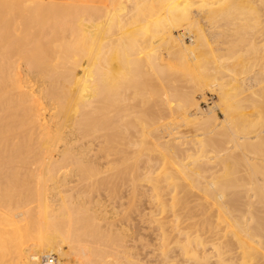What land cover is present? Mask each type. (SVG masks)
Segmentation results:
<instances>
[{
	"label": "bare ground",
	"instance_id": "obj_1",
	"mask_svg": "<svg viewBox=\"0 0 264 264\" xmlns=\"http://www.w3.org/2000/svg\"><path fill=\"white\" fill-rule=\"evenodd\" d=\"M149 1L152 4L149 3V5ZM165 1L166 0H161L160 3L164 2V4H166L167 1L169 2L171 0ZM213 1L214 0H212V2ZM252 1L254 0H251V3ZM75 2L79 3L76 4ZM186 2L190 4L192 0H186ZM209 2H211V0ZM218 2L221 4V9L217 7V11L221 10L219 13L220 18L228 21L231 25L234 23L237 25L238 23V26L241 21H245V24L241 25L243 27V32L241 31L242 34H240L241 36L237 35V37L239 36V43L241 42L242 45L249 44L247 50L250 52L248 53L257 54L256 58L259 57V53L262 52L261 55H263L262 58L264 59L263 41H261L263 45L260 44L262 46H256L254 44L255 39L252 37L250 38L248 34L246 35L247 31L251 30V32H255L258 25H264V17L262 18L261 16H258V8L249 7V4H245L246 0L243 3L242 0H219ZM175 3V5L172 3L166 4V7L170 6L168 12L170 14L167 19H164L165 17L155 19L158 17L155 13V15L153 14V16H156L154 17V21L152 20L153 16L151 15V13L154 12L152 9H157L159 12V9H161L162 6L158 4L159 6L157 7V3H155L156 8L153 5V0L152 2L151 0H61L59 2L56 0H0V24L2 25V28L0 27V192H4V196L8 193L5 190L8 186L11 187L10 182L14 177L33 176L36 179H40L47 175L61 178L67 175L75 174L76 176V174H78L80 176L82 174V177L89 181L94 176L98 175L99 167L97 165H101L104 161H102L104 157L108 158L114 153L113 150H111V147L113 143L117 144L118 140L115 141V139L118 135H122L120 136V139L129 137L132 122L128 120L130 117L127 111L122 113L123 110H128L129 99L132 101V98H129L130 96H128L127 93L128 88L130 90V86L127 85L126 77L129 75L131 77V74L135 73L137 70V68L135 70L136 64L138 63L135 58V50L137 46H141L142 42L141 44H139V42L142 37H144L143 39L145 40L144 35L149 31L150 19L152 18L151 22L153 21L156 34L161 32H157L156 29L159 27L162 29V26L167 24L165 21H168L169 23L172 22L170 25L173 24L174 26H177V28L182 27L184 31H193L196 34L195 40L194 38L192 39L195 48L188 47L192 52V55L195 54L196 48L200 49L202 47L204 49V45L207 44L205 34L200 27V21L196 17L197 15H193V9L191 10L192 7H189L192 5L183 3L184 5H182L181 9V4L178 6V2L176 1ZM206 3L207 0H202V7L207 5ZM186 5L188 6L186 7ZM174 6H176V8L179 7L178 13L180 14L176 12L177 10L175 11ZM216 9H213L215 11L208 12L206 8L207 12L211 14L212 12L215 13ZM210 10L211 9H209V11ZM261 12L264 11L261 10ZM256 14L258 15L255 17ZM213 15L210 18H213ZM51 17H59V19H61V17L64 19L71 18L72 21H69V23L68 19L66 25L57 24L59 25L57 27L62 28L60 32L62 35L61 38L62 41L66 43L65 46L60 47L61 49L59 51L69 53L61 52V54H57V52L54 53L56 50L54 52L52 51L53 49L46 52L40 51L41 47H39V44L44 36L43 39H47L45 35L47 32L45 30H41L38 34H32V32H30V27L39 24L41 19ZM254 18H257L258 20L262 18L261 24L255 22V20H253ZM182 20H186L187 22L182 23ZM239 20L241 21L239 22ZM169 27L170 26H168V28ZM234 27L233 29H235ZM17 28H19L20 33H17ZM150 28V30L154 29L152 26ZM174 29L176 28L164 30L166 31V35L164 38L165 40L163 41L165 42L167 40L173 41L174 43L184 44V39L177 37L180 34L175 35ZM231 30L232 29L230 28V31ZM255 33L250 34L255 35ZM243 34L248 36L249 39L245 35L243 36ZM257 34L258 33H256V35ZM261 34L262 32L260 35ZM16 35L17 38H15ZM18 36H20V38ZM237 37V45L234 41L235 44L232 45L233 47L231 46V51H227L228 57L229 52L236 54V49L242 48L239 47L240 45L238 44ZM149 39L150 41L152 40L151 38ZM221 40L224 41V38L222 37ZM199 41H201V43ZM145 42L143 43L145 44ZM161 43L163 44V42ZM150 44L152 43L150 42ZM150 44H148V46ZM145 45L142 46L144 47ZM149 47H152V45ZM145 48L147 47L145 46ZM186 48L184 47V49ZM205 52L207 53V51ZM245 52L249 55L246 50ZM209 53L211 52L209 51L208 54ZM149 54L150 52L145 55ZM220 56L221 55L218 56L219 59H217V62L215 63L217 65L221 59V63L227 59L226 56V59L224 58V55L223 58ZM205 58L206 56H203L204 60H206ZM232 58L228 59L231 60ZM118 59H120L121 62V69L116 67V69L113 68L114 63ZM225 63L223 64L225 65L223 67H226L227 64ZM258 63L256 62V65L262 64V67L261 65L258 66L259 68L261 67L260 69L262 70L255 71L260 73L253 71L254 73L251 77L248 76L243 80H241V77L240 80H238L239 78L235 80L237 81L238 88L241 85V89H243V86H247L248 90H255L253 92L251 91V95L249 94L251 97L258 96L259 93L257 94V92H259L264 86V62ZM22 67H24V69H22ZM228 67L226 68L229 70ZM219 70L221 69H218V71ZM132 82H135V80H132ZM218 88L221 89L220 85ZM227 94L228 93L225 95L228 96ZM226 98L227 97L224 99ZM224 99H222V102H224ZM254 101L256 104L258 97ZM133 104H135V102H133ZM198 104L199 103L196 102L194 105H196L197 110H200ZM200 112L204 113V111ZM235 113H233V115ZM215 117L216 115L213 113V110L209 109L202 114L200 119L206 121L209 118L213 119ZM242 117L235 114L234 117L230 118L232 124L223 133L218 128V126L221 125L220 123H216L218 126L214 124L215 128L212 127L213 125H211V123H204L205 125H209V131L205 129L203 133L204 136L200 138V141L201 143L203 141V144H206V146L200 151L193 153L196 155L197 152H200V155L195 158L193 157L194 159L190 162L192 167L182 168L183 172H181V166L185 164V159H182V157L180 158V156L183 154L185 156L188 154L190 155L191 153L189 152L191 147L186 145V141L177 140L178 138L181 139V137L175 135L172 136V133H169V136L160 135V131L166 133L163 132V130L167 129L168 126H162L159 123L161 126H156V128L151 130V132L155 134L156 132H159L158 136L162 139V142L165 145L167 144L168 152L173 156L172 159H168L171 167L176 166L174 169L192 180L194 188L200 193L208 195L214 205H216L217 210L220 212L221 224L212 225L211 230L215 235H219L221 233L220 231L226 230V233L223 234V250L219 251L220 249L215 247L214 243H210L208 240H204L200 237L198 233L202 232L199 231L201 228L200 223L197 222L194 224L195 231H189L186 227L180 226V228L176 230L177 233H179V235H187L188 241L185 242L181 237L178 238L176 240V250L184 252L186 255L184 261L186 262L196 264L202 263L206 259L208 261V257L204 254L200 256L199 252L205 253L210 249L215 257V260H213L214 264H264V119H261L262 122L258 120V124H253L251 120H246L248 122L241 120ZM122 120L125 122H123L124 124L120 123ZM240 120L242 122L245 121L243 126H239ZM210 127L213 129H210ZM154 137L157 138L156 135ZM205 141H207V143ZM135 142L136 141H133L130 146H135ZM195 142L192 143L194 146L196 145ZM116 144L114 145L115 147L117 146ZM107 148H109L110 151H105ZM117 148H119V145ZM117 148L116 150L118 152L124 151V148L122 149V147V150H118ZM129 150L130 149L127 148L125 151L130 153ZM108 160H110V158ZM158 160L159 159L156 158H149L147 164L145 165L144 163L145 166H142L143 173L147 174V176L152 174L155 167H157L156 165L160 163ZM165 160L166 159L162 161L165 162ZM178 160L181 161L179 162ZM217 165H221L226 169V172L224 171L225 174H222V176L215 174V172L219 171H215ZM185 166L187 165L185 164ZM139 169L140 168H138V170ZM139 172H141V170ZM208 172L210 174L206 176L205 174ZM219 173L220 172H218V174ZM140 174L138 175V179L141 177ZM146 177L143 179L146 180ZM209 177L211 178L210 180L207 179ZM86 180L85 182H87ZM108 181L109 179H104V182L102 183H107ZM146 183L148 184V182ZM54 188L58 189L59 192H57L59 194H62L60 195L61 203L49 206L46 196L42 193V196L40 197L41 210L39 214L36 213L38 214V226H41V232H43L44 235L45 232L48 231L45 227H50L51 222H55L54 220H60L61 223L58 224L65 225L64 227H68L69 225V227L66 228V230L62 226L66 232L63 230L61 236L45 235L42 236V238L40 237L39 242L35 243L36 245L34 248L27 249L29 246L26 248V253L20 254V248L18 247V253L23 257L22 259L25 264H41V259L52 252H58L64 259L63 262L62 260L59 262L60 264H70L71 260L68 251L64 250L60 245L64 241L68 242L70 251L75 256H81V252L84 254L87 250L91 249H88L89 246L86 244L88 247L85 246V250L81 251L82 245L80 246V244L83 239L80 238H82V236L84 237V235L82 234V236H80L81 232L79 235V231H76L77 234L74 231L76 229H74L73 226L75 219L79 217L73 215L77 210L74 211L73 207H70L66 211L64 209L67 206L75 205L72 197L66 193L67 189L63 184H58ZM44 190L45 189H43V191ZM159 190L157 191L160 192ZM146 191L150 192L151 190L145 189V192ZM153 192L155 195H153L154 193H150V195L146 196V199L151 201L150 203L153 202L150 197L159 194H156L155 190H153ZM13 195L11 194V196ZM19 201L21 200L19 199ZM206 202H209V200H206ZM24 203L25 202L22 204ZM6 204L9 205L7 197L0 199V212L3 207L4 209H8L9 206L5 208V206H7ZM159 204L165 211L166 204L161 203L160 201ZM33 215L34 214H32L31 218L34 219ZM219 225H221V227H219ZM39 227L37 228L40 229ZM88 234H90V232ZM159 235H163L162 239L165 240L168 238L172 239V237H167V234L163 232L159 233ZM88 236L85 237L89 238ZM98 247L99 251H102L100 250V246ZM22 249L24 250V248ZM98 249L96 252L93 249L95 254L100 253H97ZM119 249L120 248L117 247L115 248V251L116 255L121 258V261L114 257L117 259L116 261L118 264H139V261L136 260V258L134 259L131 254L124 250L127 248L124 247L123 249ZM166 249L161 250L160 258L162 261H171V253L169 254L170 250L168 251ZM82 256L79 258H83ZM85 256L84 257L88 260V255ZM95 259L96 258L94 257V261ZM85 260L83 261L82 259V262L79 259V263L77 259L76 262L77 264H83L86 263ZM94 261H90L89 259L87 264L94 263Z\"/></svg>",
	"mask_w": 264,
	"mask_h": 264
},
{
	"label": "rangeland",
	"instance_id": "obj_2",
	"mask_svg": "<svg viewBox=\"0 0 264 264\" xmlns=\"http://www.w3.org/2000/svg\"><path fill=\"white\" fill-rule=\"evenodd\" d=\"M56 1L59 2L61 0H56ZM160 1L153 0L154 6L156 5L155 3H157V7L159 5L162 6L161 9H159V12L160 10L162 12V13L160 12L161 14L158 12L157 9L156 10L152 9V11L154 12L151 13V15L153 16V14L155 15L156 13V16H158V17L150 16L153 18L151 19L154 21L155 19H158V18H164V17H165L164 19L168 18L170 14L168 13L170 6L166 7L167 3L169 4L172 3L173 5H175L176 4L175 2L177 1L178 6L181 4L180 5L181 9H182V5H184L183 3L185 4L187 3L186 0L185 2L184 0H180V1L171 0L169 2L166 0L167 1L166 4H164V2H161L162 3L161 4ZM197 1L198 0H192V2L190 3L192 6H189V7H192L191 10L193 9L192 10L193 15H197L196 17L200 21V25H201L200 27L205 34L207 44L204 45L205 47L203 46L204 49L202 47L200 49L196 48L195 54L192 55L191 54L192 52L189 50L188 47L190 48L194 47L193 45L194 43L192 39L194 38L195 40L196 34L193 31L191 32V30L184 31L182 27L177 28V26H174L173 24L170 25V23L172 22L169 23L168 21L167 22L165 21V23H167L165 24L166 28L167 29L176 28L174 29V33L175 35L180 34L177 37L184 39L183 40L184 44L174 43L173 41H167V40L164 42L163 40H165L164 38L166 35V31L164 30H167V29L165 28V26H162L163 30L161 29V27H159L160 29L158 28L159 30L156 29L157 32L161 31L162 34L164 33L163 34L164 37L161 34V32H158V34H156L154 24H153V21L151 22V19H150L149 24H150V27L152 26L154 28V29L152 28L154 31L150 30L151 28L149 27L150 32L147 31L146 34L152 40L150 41V39L146 36V34L144 35L145 40L143 39L144 37H142L141 39V37L139 36L141 39L139 44H141V42L142 44L141 46L139 45L140 47L137 46L135 50V58L137 60L136 62H138L136 64L135 70L136 68L137 70L135 73L131 74V77L130 75L127 76L129 79L126 77L127 81L124 79L127 82V85L130 86V90L128 88L127 93H128V96H130L129 98H132V101L131 99H129L128 101L129 108L128 110H123L122 113L124 111H127L129 113V117L131 119L129 118L128 120L132 122V123L130 122L132 125L131 126L132 128L130 127L131 131L129 133V137H126L125 139L124 138L120 139V136L122 135H118L117 138L119 139L117 138L115 139V141L118 140L117 144L113 143L111 147V150H113L114 153L110 155L108 158L104 157L102 159V161L103 160L104 161L101 163V165H97L99 167L98 175L94 176L89 181L83 178L82 174L80 176L78 174H76V176L75 174L67 175L61 178L51 177L50 175H47V176H43L40 179H36L33 176H20L17 178L14 177L11 179V182H10L11 187L8 186L7 189L5 190L8 193L7 194L5 193L6 195L4 196L3 195L4 192L3 193L0 192V199L7 197L8 202H9V205H7L8 204L7 203L6 204L7 206H5V208L9 206L8 209H4L3 207L2 211L3 210L5 211L0 212L1 213L0 214V264H25L24 260L22 259L23 257L20 256L18 253V249H17L18 247L20 249L24 248V250L22 249L23 252L22 250L19 249L20 254L26 253L27 252L26 248L28 246L29 247L27 249L34 248L36 245L35 243L39 242L40 237L42 238V236H45V235L46 236L47 235L48 236L49 235L61 236V233L63 232V230L65 231V229L69 227V225L68 227H64L65 225L58 224V223H61L60 220H54L55 222H51L50 227H45V229L47 228L48 231L45 232V235H44V233L41 232V226L40 227L38 226L37 218L41 210V205H40L41 203L40 197L42 196L41 194L43 193L46 196V200L49 206L52 204L61 203L60 195L62 194H59L58 189L54 188L58 184H63V186L67 189L66 193L70 197H72V200L74 201V204H75V205L73 204L74 206H67L64 209L66 211L70 207H73L74 211L77 210V212L75 211V214L73 213V215L79 216L78 217L79 219L76 217L77 219H75V222L73 225L74 229L76 230L74 229L73 230L75 232L79 231L78 232L79 235L81 232L80 236H82V234L84 235V237L82 236V238H80V239H83L80 244V246L82 245L81 251L85 250L84 249L85 246L86 247L89 246L88 249L91 248L90 250H87V252L84 253L85 255H88L90 261L91 260L94 261V257L96 258L94 263H91V264H113V263L118 264L116 260L117 259L120 260L121 258H119L116 255L115 248L117 247H119L120 249H123L124 247L127 248L124 250H126V252L131 254L134 259L136 258V260L139 261V264H193V263L184 261L185 256H186L184 252L176 250V240L178 238L181 237L183 241L185 242L188 241L187 235L185 234L179 235V233H177L176 230L180 228V226H183V227H186V229L189 231H195L194 224L197 222L200 223V226H201L199 231H202V232H198L200 237H202L204 240H208L210 243H214L215 247L220 249L219 251L223 250L222 249L224 245L223 244V240H224L223 234L226 233V230L220 231L221 233L219 235H215L214 232L211 230L212 225L221 224V218L219 215L220 212L217 210L216 205H214L213 201L209 198V196L197 191L193 186L194 183H192V180H190L185 175H183V173L181 174V172H183L182 168L192 167L190 162L195 157L200 155V152H197L196 155H194L193 153H195L196 151H200L202 148H205L206 146V144H203L204 143L203 141L202 143L200 141V138L204 136L203 133L205 129L209 131L208 130L209 125H205L204 123L206 124L207 122L209 124L211 123V125H213L212 126L213 128H215L214 124H216L217 122L220 123L221 125L218 126L216 124V126H218L220 131L223 133L232 124V121L230 118L234 117L235 114L240 117L243 116L241 120H245V121L251 120L253 124L257 123L258 120L262 122V120L264 119V101H263L264 100L263 99L264 98L263 97L264 96V86L263 88L259 90V92H257V94L259 93L260 95L258 94V96L256 97H253V96L251 97L250 96L251 93L255 90L253 91L251 90L252 91L251 92L250 90L247 89V86H243V89H241L240 88L241 85L238 88L237 87L238 84L236 83L237 81L235 80H237L238 78H239L238 80H240L241 77H242L241 80H243L248 76L251 77V75H253L254 72L261 71L262 69L260 68L262 67V64H259V63L260 62L263 63L264 59L262 58L263 55H261L262 52L259 53L258 55L262 59L261 61L259 57L256 58L257 54L248 53L250 52L247 50L249 48V44L248 45L243 44L244 45L243 46L241 42L239 43L240 40L238 39L239 36L237 37V35L242 34L243 27L241 25L245 24V21L239 20V22L240 21L241 22H240V25L238 26V23L237 25H235V23L231 25L230 23H228V21L220 18L219 13L221 12V10L217 11L221 5L220 2H218L219 0H216V1L214 0L213 2L211 0L212 3L209 2L210 0H207V3H206L207 5H205L206 7L205 6L202 7V0L201 1L199 0L200 2L198 1V3ZM257 1L254 0L251 3V0H246V2L245 0H242V3L245 2V4H249V7L258 8L257 13L259 15L256 14L255 17L258 15L259 17L261 16L263 18L264 14H261V13H264V12H261V10L264 11V7H263L264 1L263 0H260V1L257 0ZM75 3L78 4L79 2H75ZM149 3L150 1L148 2V4ZM209 3L212 4V5L210 4L211 7L210 5H208ZM188 5H186V7ZM176 6H174V8H175V11L177 10L176 12L178 13L179 7L176 8ZM206 8L208 12L215 11L213 9H216V8L217 9L215 13L212 12L211 14L207 12ZM208 8L211 10L209 11ZM212 15H213V18H210L212 17ZM154 17L156 18L154 19ZM68 19H64L62 17L61 19H59V17L45 18V19H41L39 24L32 26V27L29 26L30 32H32V34H38L41 32V30H45L47 32L45 34L47 39L45 38L44 40L43 39L45 37L44 36L41 40V43L39 44L40 45L39 47H41L40 51L46 52V51L53 49L52 51L54 52L56 50L54 53L57 52V54L58 53L61 54V52H64V51H59L61 49L60 47L65 46L66 43L62 41V38H61L62 35L60 32L62 28L57 27L59 26L57 24L66 25V23H68L69 21H72L71 18H68ZM258 19L254 18L253 20H255V22H258V24H261V19L260 20ZM183 22L185 23L187 21L182 20V23ZM168 26L170 27L168 28ZM263 26L264 25H258V28L255 30V32L258 33L257 35L254 31L251 32V30L246 32V35L248 34L250 38L252 37L256 40L255 41L253 39L254 44L256 46H262L264 43ZM0 27L2 28V25ZM233 27L235 29H233ZM230 28L232 29L231 31H230ZM24 29H27V28H24ZM16 30H18V32L16 31L17 33H20L19 28H17ZM248 32L252 34L255 33V35H252ZM261 32L262 34L260 35ZM159 34H161L162 36ZM244 35L245 34H243V36ZM18 37L20 38V36ZM222 37L224 38V41L221 40ZM236 37L238 39L237 40L238 44L240 45L239 47H242V48L236 49L237 50L236 54L229 52V57H228L227 51H229L233 47L232 45H234L235 43L237 45ZM246 37L249 39L248 36ZM15 38H17V35ZM158 39L161 42H163V44ZM261 41H263V43ZM143 42H145V44L148 42H149L148 44H150L151 42L152 44L150 45H152V47H149L150 45L148 46V44L145 45ZM199 42L201 43V41ZM142 45H145L147 48H145V46L143 47ZM153 45H155L156 47ZM245 45L247 48L245 47ZM184 47L185 48L187 47L188 50L187 48L184 49ZM244 49L247 51L249 55L246 54ZM205 51H207V53ZM209 51L211 53L208 54ZM149 52L151 55L150 54L145 55V54H148ZM64 53H69V52H64ZM201 53L204 55H202ZM219 55L222 56V57L220 56L221 58H223V55H224V58L226 56L227 59L228 58L230 59L232 57H235V58H232L231 60L229 59L227 60L225 58L226 60H224L223 63H221L222 62V59H221V61L217 65L215 63L217 62V59H219L218 58ZM203 56H206L205 58L206 60L203 59ZM256 62L259 65H256ZM224 63L227 64L226 67L228 66L231 67V69L230 67L228 68L232 72L229 71L226 67H223L225 66L223 65ZM260 65L261 67L259 68L258 66ZM250 66L253 68V70ZM115 67L121 69L120 59H118L114 63L113 68ZM217 68L223 71L221 70L218 71ZM22 69H24V67H22ZM139 69L141 70V72ZM158 69L161 71H159ZM226 70H228L229 72ZM255 70H258V71H255ZM132 80L133 81L135 80V82H132ZM131 83L134 85H132ZM219 85L221 89L218 88ZM221 92H222V97H221ZM226 93H228L227 95L229 97L225 95ZM223 97L224 98L227 97V98L224 99ZM257 97H258V101L255 104L254 100L257 99ZM222 99H224V102H222L223 101ZM133 102H135L136 105L133 104ZM196 102L199 103L198 105L200 107V110H197L196 105H194L196 104ZM209 109L213 110V113L216 115V117L213 119L209 118L206 121L204 120L205 121L204 122L200 118L202 117V114L207 112ZM200 111H204V113ZM233 113L235 114L233 115ZM241 120L239 122L240 124L239 126H243L245 123V121L242 122ZM123 122L124 121L122 120V122L120 123L122 124ZM159 123L162 126L164 125L168 126L167 129L163 130V132H166V133H162V131H160V135L169 136V133L170 134L172 133L171 134L172 136L175 135V136L181 137V139L178 138L177 140L186 141L187 142L186 145L191 147V150L189 153H191L192 155L188 154L189 157L188 155L185 156L184 154L180 156V158L182 157V159L183 158L185 159L184 162L187 165L185 166L184 164L183 166H181L180 173L179 171L174 169L176 166L171 167L170 162H168L170 159H172L173 156L170 152H168L169 150H168L167 144L165 145L162 142V139L158 136L159 132L158 133L156 132V134L151 132V130L156 128V126L157 127L161 126ZM212 127H210V129ZM139 131H141L142 134ZM155 135L156 137L157 136L158 137L155 138L154 137ZM131 141L137 142V143L135 142V146H132V145L130 146V144H132ZM193 142L196 143L195 146L192 144ZM205 142L207 143V141ZM115 144L117 145L116 147L114 146ZM118 145H119V148H117ZM121 147L122 149L124 148V151L127 148H129L130 153L126 151L118 152L116 150V148L118 150H122ZM105 151H110V149L107 148L105 149ZM149 154H152V155H149ZM109 158L110 160H108ZM149 158L159 159L158 161H160V163L156 165L157 167H155L154 169L155 172L153 171L152 174L147 176V174H144L142 170H143V167L147 164V160ZM164 159H166L165 162L162 161ZM178 161L180 162L181 160H178ZM138 168L140 169L138 170ZM140 170L141 172H139ZM217 170H219L218 172L220 173L218 174V172H215L216 175L222 176V174H225L226 172V169H224V167L221 165H217V168L215 167V171ZM139 174L141 177L138 179ZM143 174H144V177H143ZM209 174L210 173L208 172L205 175L208 176ZM145 177L147 178L146 180L143 179ZM104 179H109V181L107 183H102L104 182ZM207 179L210 180L211 178L209 177ZM85 180L87 182H85ZM146 182H148V184ZM43 189L45 190L43 191ZM145 189L151 190V191L150 192L146 191L147 192L146 194ZM153 190H155L156 194L157 193L159 194L156 196L150 197L152 198L151 200H153L152 202L153 205H152V203H150L151 201H148L146 199V196L150 195V193L153 194L154 193ZM157 190H159L160 192H158ZM11 194L12 195L14 194V195L11 196ZM153 195H155V193ZM143 197L145 200L143 199ZM19 199L21 201H19ZM158 199L161 203L166 204L165 211L162 208V206L159 204ZM13 200H17V201H13ZM206 200H209V202H206ZM23 202L25 203L22 204ZM32 214H34L33 216L37 223L35 222L33 218H31ZM37 227H39L40 229H38ZM219 227H221V225H219ZM87 230L90 232V234H88L89 232ZM162 232L167 234V237H172V239L171 238H168L166 240L162 239L163 235H159V233H162ZM90 235H91V238H90ZM85 236H88L89 238ZM84 240L87 241L88 243L85 242ZM60 245L62 246L64 250L68 251V254L71 260L70 264H77L76 262L77 259L79 262V259L81 261L83 259L84 261L86 259L85 257H87L82 252L80 254L81 256L83 255L82 256L83 258H79L81 257L79 255L75 256L74 254H72L70 251V246L68 242L66 241H64ZM98 246H100V250L102 251H99ZM93 249L95 252L98 249L97 253L99 252L100 253L95 254ZM162 249H166L168 251L170 250L169 254L171 253V257H170L171 261H162V259L160 258V252ZM52 253L55 254L57 258L59 259L58 264H60L59 262L61 260L62 262L64 261V259L60 256L58 252H52ZM203 254L206 257H208V261L206 259L202 263H196V264H214L213 260H215V257L213 256L212 250L208 249L205 253L199 252L200 256H202ZM114 257H116L117 259ZM86 260H85L86 263H83V264H87L88 260L87 261Z\"/></svg>",
	"mask_w": 264,
	"mask_h": 264
},
{
	"label": "built area",
	"instance_id": "obj_3",
	"mask_svg": "<svg viewBox=\"0 0 264 264\" xmlns=\"http://www.w3.org/2000/svg\"><path fill=\"white\" fill-rule=\"evenodd\" d=\"M41 264H58V258L55 254L50 253L41 259Z\"/></svg>",
	"mask_w": 264,
	"mask_h": 264
}]
</instances>
